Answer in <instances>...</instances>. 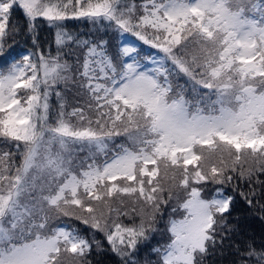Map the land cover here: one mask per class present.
<instances>
[{
    "label": "snow or ice",
    "instance_id": "snow-or-ice-1",
    "mask_svg": "<svg viewBox=\"0 0 264 264\" xmlns=\"http://www.w3.org/2000/svg\"><path fill=\"white\" fill-rule=\"evenodd\" d=\"M241 201L264 0H0V264H264Z\"/></svg>",
    "mask_w": 264,
    "mask_h": 264
},
{
    "label": "trees",
    "instance_id": "trees-1",
    "mask_svg": "<svg viewBox=\"0 0 264 264\" xmlns=\"http://www.w3.org/2000/svg\"><path fill=\"white\" fill-rule=\"evenodd\" d=\"M47 36L49 35L47 34ZM233 220L234 222L238 220L239 226L245 234L255 236L257 240L264 236V220L252 216L242 201L237 204L233 212ZM103 264H113V259L109 256H104ZM209 264H230V256L227 252L223 256L217 254L215 257L209 258Z\"/></svg>",
    "mask_w": 264,
    "mask_h": 264
},
{
    "label": "rangeland",
    "instance_id": "rangeland-1",
    "mask_svg": "<svg viewBox=\"0 0 264 264\" xmlns=\"http://www.w3.org/2000/svg\"><path fill=\"white\" fill-rule=\"evenodd\" d=\"M79 22H75V21H69V24H78ZM46 35V37H47V39H49V40H52L53 39V36H51V35H49V36H47V34H45Z\"/></svg>",
    "mask_w": 264,
    "mask_h": 264
}]
</instances>
